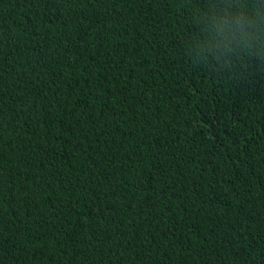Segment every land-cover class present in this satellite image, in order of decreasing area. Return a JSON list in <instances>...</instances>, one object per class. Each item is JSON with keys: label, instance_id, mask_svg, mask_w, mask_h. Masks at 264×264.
<instances>
[{"label": "trees", "instance_id": "16d2710c", "mask_svg": "<svg viewBox=\"0 0 264 264\" xmlns=\"http://www.w3.org/2000/svg\"><path fill=\"white\" fill-rule=\"evenodd\" d=\"M0 264H264V0H0Z\"/></svg>", "mask_w": 264, "mask_h": 264}, {"label": "clouds", "instance_id": "9594fccd", "mask_svg": "<svg viewBox=\"0 0 264 264\" xmlns=\"http://www.w3.org/2000/svg\"><path fill=\"white\" fill-rule=\"evenodd\" d=\"M249 27L251 26V22H249ZM240 30H241V34L245 39L246 43H251V41L248 39L249 35H252L253 39H257L258 37L255 34H250L247 30V27L245 26V24L243 22H240ZM231 41L228 42V44L225 45L226 50H231Z\"/></svg>", "mask_w": 264, "mask_h": 264}]
</instances>
